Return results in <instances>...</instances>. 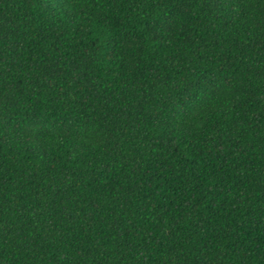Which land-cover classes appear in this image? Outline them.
<instances>
[{
  "label": "trees",
  "instance_id": "obj_1",
  "mask_svg": "<svg viewBox=\"0 0 264 264\" xmlns=\"http://www.w3.org/2000/svg\"><path fill=\"white\" fill-rule=\"evenodd\" d=\"M0 264H264V0H0Z\"/></svg>",
  "mask_w": 264,
  "mask_h": 264
}]
</instances>
